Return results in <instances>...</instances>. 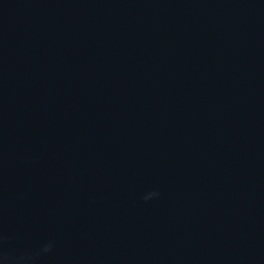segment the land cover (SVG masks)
Returning <instances> with one entry per match:
<instances>
[{"label": "water", "instance_id": "1", "mask_svg": "<svg viewBox=\"0 0 264 264\" xmlns=\"http://www.w3.org/2000/svg\"><path fill=\"white\" fill-rule=\"evenodd\" d=\"M0 264H264V0H0Z\"/></svg>", "mask_w": 264, "mask_h": 264}, {"label": "clouds", "instance_id": "2", "mask_svg": "<svg viewBox=\"0 0 264 264\" xmlns=\"http://www.w3.org/2000/svg\"><path fill=\"white\" fill-rule=\"evenodd\" d=\"M158 195H159L158 192L153 191V192H150V193H148L147 195H145V196L143 197V199H144V200H149V199H151V198H153V197H155V196H158ZM52 247H53V245H52L51 242L46 243V244L40 249V252H41L42 254H46V253H48V252L51 251Z\"/></svg>", "mask_w": 264, "mask_h": 264}]
</instances>
